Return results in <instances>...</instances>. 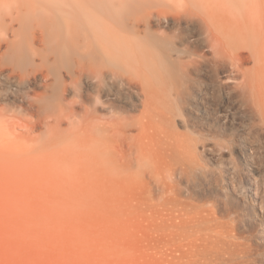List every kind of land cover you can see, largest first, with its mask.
I'll return each mask as SVG.
<instances>
[{
  "label": "rangeland",
  "instance_id": "obj_1",
  "mask_svg": "<svg viewBox=\"0 0 264 264\" xmlns=\"http://www.w3.org/2000/svg\"><path fill=\"white\" fill-rule=\"evenodd\" d=\"M231 1L129 0L82 69L0 70V264H264V0Z\"/></svg>",
  "mask_w": 264,
  "mask_h": 264
},
{
  "label": "bare ground",
  "instance_id": "obj_2",
  "mask_svg": "<svg viewBox=\"0 0 264 264\" xmlns=\"http://www.w3.org/2000/svg\"><path fill=\"white\" fill-rule=\"evenodd\" d=\"M89 3L97 5L98 9L87 15L85 10ZM128 3L129 0H0V70L19 74L25 67L32 71L38 66H46L47 72L53 74L57 64L69 65L71 50L75 51L82 69L86 65V52L93 54V48L87 49L85 44V21L94 20L115 30L117 7ZM229 3V9L230 6L233 7L231 10L238 9V0ZM103 11L107 12L106 17L102 16ZM103 45L96 46L97 50L103 56L111 57V49Z\"/></svg>",
  "mask_w": 264,
  "mask_h": 264
}]
</instances>
